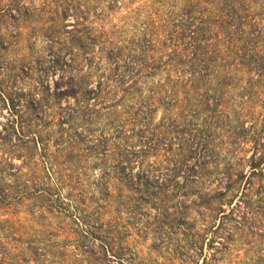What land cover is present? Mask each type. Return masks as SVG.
I'll return each mask as SVG.
<instances>
[{
    "label": "trees",
    "instance_id": "16d2710c",
    "mask_svg": "<svg viewBox=\"0 0 264 264\" xmlns=\"http://www.w3.org/2000/svg\"><path fill=\"white\" fill-rule=\"evenodd\" d=\"M183 2L176 14L173 10L155 9L156 18L142 23L137 41L129 39L128 43L135 45L134 50L129 49L127 54L119 48L107 51L111 72L98 80L96 86L76 92L74 84L63 81V75L60 78L65 84L63 89L55 91L48 85L39 86L33 101L34 121L17 130L0 151V216H4L0 219V264H96L90 256L84 261L77 258L91 253L85 244L87 237L98 234L100 253L105 254L109 251L110 236L137 234V211L145 206L155 211V225L147 227L148 230L159 235L183 234L191 228L171 227L168 217L174 212L170 208L178 204L207 208L214 202L217 206L213 213L223 212L222 202L238 192L245 176L240 187L241 217L255 222V214L264 215V168L255 163L250 164L246 173L239 170L241 161L234 165L226 163L221 184L212 194L202 189L207 170L187 165L186 147H181L179 159L165 156L172 167L164 179L154 175L159 165L151 166L152 175L146 179L137 178L130 171L115 175L104 167L103 156L110 147L107 137L110 126L117 121L118 133H122L126 125L133 127L142 122L144 128L139 132H144L157 107H162L166 114L174 111V117L160 125L163 128L170 121V126H164L160 132L176 133L179 141L186 136H200L207 144L217 128L223 130L221 138L227 136L229 144L235 138L236 142L243 141L239 134L245 130L237 123L250 107L253 89L264 79V0ZM19 4L20 0H11L6 6L18 9ZM105 40L97 44V53H105ZM111 40L108 37L107 41ZM95 41L92 38L88 42L90 47L87 43L81 47L91 54ZM163 49L166 52L158 54ZM53 63L59 65L58 58ZM160 69L164 75L154 78L153 74ZM147 78L155 81L143 95ZM84 79L79 80V88ZM64 95L86 102L89 113L80 117L85 122L84 133L76 125L68 124L69 119L61 112H57L55 123L48 120L51 104ZM133 97L138 102L135 109L124 105L126 98ZM120 104L124 107L119 113L116 107ZM104 110L113 118L96 133L92 123ZM97 157L103 160L98 165L101 176L89 181V171L95 166L89 162ZM14 158L20 159V163H13ZM181 167L185 170L179 181L176 175ZM24 201L27 216L24 222L28 229L22 233L16 228L20 219H13L12 207ZM88 204L91 212L81 217L80 212ZM108 210L111 214L104 218ZM147 214L141 213L145 217ZM67 215L80 226L75 244L69 243L67 235L63 236L66 231L59 225L58 219ZM9 229L12 231L6 234ZM129 259L132 261L135 256ZM115 264L126 263L118 256Z\"/></svg>",
    "mask_w": 264,
    "mask_h": 264
},
{
    "label": "rangeland",
    "instance_id": "374dc122",
    "mask_svg": "<svg viewBox=\"0 0 264 264\" xmlns=\"http://www.w3.org/2000/svg\"><path fill=\"white\" fill-rule=\"evenodd\" d=\"M8 3L11 0H0V151L8 145L17 130L27 128L34 121L33 101L40 85H48L50 90L56 91L65 88L62 82L66 81L74 84L76 92L84 87L96 86L98 80L111 72L107 51L119 48L127 54L129 49L134 50L135 45L128 43L129 39L137 41L142 23L156 18L157 14H153L155 9L173 10V14H176L184 5L183 0H20L16 9L7 7ZM160 3L162 6H159ZM108 37L113 40L107 41ZM92 38L96 39V46L90 54L81 44L90 43ZM103 39H106L105 53H97V44ZM165 49L158 54L165 53ZM54 58H58L59 65H54ZM62 75L64 79L60 81ZM158 75L163 76L164 70L153 74L156 79ZM67 77L73 80L69 81ZM84 77L82 88H79V80ZM154 81L153 78L145 79L143 91ZM253 92L250 107L246 108L237 123L245 130L239 134L242 142H236L235 138V143L229 144L227 136L221 138L224 132L218 128L213 129L212 140L207 144L200 136H186L184 141H179L176 133L160 132L164 126H170V121H166L163 128L160 125L164 120L173 118L174 111L166 114L162 107H157L144 132H139L144 128H141L142 122L135 123L133 127L126 125L122 133H118L117 121L110 126L107 135L110 147L107 155L103 156L104 167L114 171L115 175L130 171L137 178L146 179L152 175L151 166L159 165L154 175L164 179L172 167L165 156L179 159L181 147H186L187 165L203 166L207 170L202 189L210 194L221 184L226 163L234 165L241 161L239 170L243 173L253 163L264 168V79ZM124 103L133 109L138 106L137 97L126 98ZM85 105V101L61 96L47 111L48 120L55 123L57 112H61L69 119L68 124L76 125L77 130L84 133L85 122L80 117L82 113H89ZM124 105L116 107L119 113ZM94 108L97 110L98 107ZM108 112L102 111L93 121L92 128L96 133L113 118ZM101 151L106 152L104 149ZM90 161V164H95L89 171V181H93L101 176L98 165L103 160L97 157ZM13 163L19 164L20 159L14 158ZM184 170L181 167L176 175L179 181ZM245 179L246 176L242 178L238 192L230 200L222 202L223 212L213 213L217 206L214 202L207 208L196 205L182 207L179 204L174 209L170 208L174 212L168 217L171 227L191 228L183 234L159 235L148 230L155 225V211L145 206L137 211V234L124 236L118 233L110 236L109 251L105 254L100 253L102 245L98 234L87 237L85 244L91 253L77 258L84 261L89 260L90 256L92 263L96 264H115L118 256L126 264H129V256H135L130 264H264V215L255 214V222L241 217L240 187ZM8 181L6 178L5 182ZM62 191L67 192V188L64 187ZM253 199L257 197L253 196ZM12 209L13 219H20L16 228L24 233L28 229L27 222H24L27 218L26 202ZM84 209L80 212L81 217L92 210L91 205ZM143 212L149 213L147 217L141 215ZM108 214H111L110 210L104 218ZM3 217L0 216V219ZM58 221L66 231L63 236L67 235L69 243L75 244L79 239L80 226L74 224L70 215L60 217ZM94 258H97L96 262Z\"/></svg>",
    "mask_w": 264,
    "mask_h": 264
}]
</instances>
